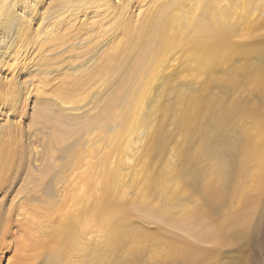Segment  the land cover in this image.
Instances as JSON below:
<instances>
[{
    "label": "bare ground",
    "instance_id": "bare-ground-1",
    "mask_svg": "<svg viewBox=\"0 0 264 264\" xmlns=\"http://www.w3.org/2000/svg\"><path fill=\"white\" fill-rule=\"evenodd\" d=\"M259 8L264 0H0V254L12 246L18 264L42 263L37 250L47 242L55 254L45 264H95L111 258L123 237L124 264H264L263 107L250 128L231 133L228 119L245 108L216 107L214 129L199 145L208 166L198 182L182 175L175 158L167 179L150 168L155 109L150 127L133 129L147 85L179 50L199 73L214 69L246 48L235 39L264 28L260 14L251 18ZM134 28L143 32L136 37L142 52L130 65L131 83L115 93L107 81L105 108L91 114L94 59L115 42L105 59L121 53V35ZM84 81L86 93L74 101L73 87L80 91ZM249 84L264 92V71ZM30 99L39 109L28 124V157L20 126ZM179 101L187 130L200 97ZM154 187L158 202L149 195ZM186 193L194 196L182 204ZM133 218L146 226L124 235Z\"/></svg>",
    "mask_w": 264,
    "mask_h": 264
},
{
    "label": "rangeland",
    "instance_id": "rangeland-1",
    "mask_svg": "<svg viewBox=\"0 0 264 264\" xmlns=\"http://www.w3.org/2000/svg\"><path fill=\"white\" fill-rule=\"evenodd\" d=\"M258 14H260L264 19V9L260 8L254 12L251 18L255 20V18H258ZM130 32L131 31H129L128 35H126L127 32L124 35H121V38L124 39V45L121 53L118 51L112 54L114 58L109 57L105 59V52L110 53V49L114 46V44L116 43L115 42L112 47L103 51L100 57L96 58V60L94 59L95 64L91 65V70L88 74H90L92 85L90 87L91 94L89 95L88 100L96 102L94 106L91 107V114L97 113L98 111L105 108L107 96L106 94H104V89L107 81L110 83V86L115 87V93L119 91L122 82L125 83L126 86H128L132 81L133 77L131 72L129 71V68L130 65H132V62L137 60L141 55V44H137L138 38L136 37L138 35L142 36L143 32L142 30L135 28L132 33ZM120 42L122 43V40ZM235 42H239L240 44L245 43L247 44V46L240 53L239 51L231 53L227 58V61L223 60L221 63L217 64L214 69L204 73H199L192 66L193 63L188 62L190 57H188L189 54L187 53V50L185 48L184 51L179 50L175 56V61L172 67H167L164 74H158L157 77L152 78V81H150L147 85V89L141 100L144 111L142 114L138 113V115L136 116L134 121V124H136L134 125L133 129L134 131H136L137 135V125L139 127H150L152 121L151 115L155 113L154 109L156 110L157 113L154 117L156 126L154 129L153 137L155 139L157 149L155 150L152 156V160L149 162V164L151 163L150 168L155 165L154 172L158 176V173L160 171L159 178H163V180L164 177L165 179L168 178L169 170L172 168L168 166L167 162L169 159L174 160L175 158L179 163V166H183L182 169H184L183 174L180 171V177H182V174L191 181H199V172L202 169L206 170V167L208 166H206L205 164V160L203 159L204 156L201 155L202 152L199 149V145L203 144L204 132H211L214 129L213 121L218 115V110L215 111V109H217V106L226 108L236 104L237 106L245 108L244 110H242V112L239 111L237 115L234 114L236 115L235 117H233L234 115H232L230 116L231 119H228L227 127L228 132L230 133L233 131V129L242 131L245 128H250L254 118L256 117V114L254 113H257L254 112V110L256 111L257 107H263L264 109V92L256 93V89L252 88L249 84L252 75L264 71V28L259 30L251 37H242L235 39ZM252 43L258 44L254 45ZM34 63L40 64L41 62L34 61ZM88 74L86 73V79L88 78ZM28 80L31 79L28 77L23 78V81L25 82H27ZM73 88L77 90V93L72 94L74 97V101L81 99V97H83V94L86 93L85 81L84 87L80 91H78L79 87L77 85ZM197 95H199L200 97L201 104L197 112L199 113L197 115V122L195 123L196 125L194 124L193 127L186 130L184 125L181 124L180 120L179 98H182L183 96ZM38 109L39 106L34 103V99H30L26 103L22 116L20 132L22 133V136H24V139H26V141L22 140V142L27 144L26 149L28 157L32 156L31 152L29 151L30 138L28 137V135L30 134L28 133L31 132L28 129V124L31 123L32 115H34V113ZM248 110L251 111V114H249ZM242 113L245 114V116ZM238 115L240 116V119ZM250 115L253 118L250 117ZM185 131L190 134L187 135ZM199 132L200 138L198 135ZM177 149L181 152V158L178 156L174 157L173 151ZM115 155L117 154L115 153ZM29 169L35 170V168L31 166ZM161 175L164 177H161ZM180 179L182 180V178ZM20 186L21 182L17 184L15 191L18 189L21 190L22 187ZM135 189V187L131 189V194L135 192ZM154 189L153 191H151L152 189L150 190L149 195H151L152 192L154 194L156 192L159 193V187H154ZM158 193H156V195L153 194L154 197L153 195H151L150 197L152 200H154V202H158L160 200L159 197L161 194L157 196ZM20 196L21 195H19L18 197ZM193 196H189V194L186 193L183 196L182 200L180 199L179 201H182V204L186 203L187 201L189 202V200L186 199H191L190 197ZM195 198L201 199L199 196H195ZM10 203L11 200H8L6 204L9 205ZM261 211L262 209L259 208L256 212V215L261 213ZM140 222L141 221L133 218L127 221V223H124L122 225L124 235L126 230L129 229L130 226H146L145 224H141ZM77 223L82 225V215L77 219ZM148 228L152 229L151 227ZM121 238L119 240L118 238H116V244H114L116 246L113 249L114 253L112 254V257L108 259H100V257H97V261L95 262V264H97L98 261L100 262H98V264H124V238ZM40 240L45 241L47 239H45V237L43 236ZM41 244H43V246L38 245L36 247H48L45 250L48 252L43 255L41 254V252L44 253V251H42L41 248L40 250H37L38 255L42 256V263L38 260V262L36 261V259H38L40 256H38V258H36L34 262H37L38 264H45L47 257L55 254V248H52L51 244H49V246L47 242ZM99 246L101 245L99 244ZM94 248L95 246L90 247L91 252L94 250ZM96 248L99 249L98 247ZM13 249L14 247L11 246L10 249H8L7 253L5 252L3 253V255L0 254V264H18V261L16 260L17 258H15L14 256L16 250ZM46 255L48 256L46 257Z\"/></svg>",
    "mask_w": 264,
    "mask_h": 264
}]
</instances>
